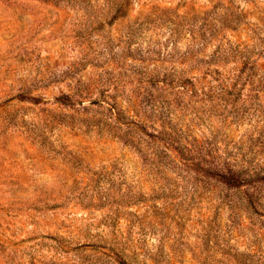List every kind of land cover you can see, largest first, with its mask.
<instances>
[{"label":"rangeland","instance_id":"1","mask_svg":"<svg viewBox=\"0 0 264 264\" xmlns=\"http://www.w3.org/2000/svg\"><path fill=\"white\" fill-rule=\"evenodd\" d=\"M0 264H264V0H0Z\"/></svg>","mask_w":264,"mask_h":264}]
</instances>
